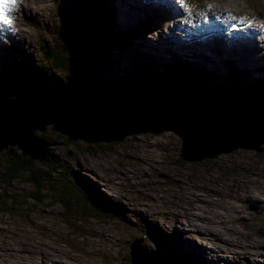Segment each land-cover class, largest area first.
Returning a JSON list of instances; mask_svg holds the SVG:
<instances>
[{
  "label": "rangeland",
  "instance_id": "obj_1",
  "mask_svg": "<svg viewBox=\"0 0 264 264\" xmlns=\"http://www.w3.org/2000/svg\"><path fill=\"white\" fill-rule=\"evenodd\" d=\"M34 1L37 9L34 10L33 6L32 13L18 15L16 26L19 29L16 33L20 36L15 32L10 35L9 40L13 39L15 44L9 45L8 57L4 60L0 58V85L11 82L16 76L27 77V73L29 76L35 66L39 68L42 63L49 64L42 56L45 48L59 47L64 43L67 29L77 20L72 18L68 23L67 19L59 16V8L75 5L78 7L75 13L86 8L83 15L91 14V9L80 0H70V4L68 0ZM109 1L106 0L109 8L112 5V13L106 11L103 18L113 32L111 40L118 37L105 50L101 61L94 57L98 48L95 42L94 46L88 44L90 48L80 45L79 49L73 43L78 51L73 49L81 53L74 66L70 65L73 71L65 73L60 69L55 70L63 79L59 84L68 86L51 93L64 91L71 95L81 90V94H88L97 88L101 98L116 99V104L120 100L124 104L129 103L138 109V113L140 108L148 109L145 104L149 103L147 100L151 97L161 105L158 109L154 107V114L145 112L149 113V117H138V123H133L132 129L128 128L119 138L88 140L82 137L85 135L82 126L72 124L73 121L66 123L65 116H62L65 112L61 109H54L56 115L52 114L51 120L31 124L36 126L33 129L35 134L53 141L50 148L62 163V171H52L53 183L47 181L40 188L30 180L27 170H20L9 181L0 175V233L1 237L8 239L1 243L0 259L6 257L11 264H16L10 256L12 254L3 251L2 247L9 241L8 245L18 247L17 238L25 235L33 248L28 252L14 249V253L26 254L24 258L27 255H45V252L51 256L45 255V262L35 264H53L56 258L61 262L59 264H129L127 257L130 256L132 243L140 248L141 258L144 257V264H148V259L152 262L157 258L144 252L160 250L170 255L166 252V246L150 233L151 228L155 227L167 243L189 255L195 262L264 264V133L253 138L242 131L240 134L245 137L231 139L216 125L213 130L204 127L195 133L187 130L189 123L184 126L188 121L182 123L184 119L192 118L201 128L204 123L202 119L207 116L204 112L210 113L209 110L218 106L206 108L207 104L217 99H209L212 102L208 103L200 95L201 91L204 94L215 93L219 98L230 93V96L237 98L235 102L239 101L236 106L243 107L237 109L252 111H244L239 118L235 103H230V107L229 103L222 105L236 121L245 120L246 114L249 118L253 113L259 114L253 104L245 108V101L252 99L264 103L261 100L264 97V39L254 38L246 32L239 33L237 43L241 48L230 56L240 62H236V66H231V61L226 57L228 48L220 45L218 51V44L213 47L209 40L210 47L204 52H201L203 48L198 47L200 44L194 38L190 42L196 47L182 51L183 54L181 49L179 52H165L163 49L158 52V41L155 39L171 43L175 30L169 31V40L158 37L161 26L157 29L154 19L150 24H144L147 16L143 17L144 22L139 25L142 18L137 17L143 5L153 4L156 7L157 4L142 3L141 0H113L111 4ZM208 1L264 17V0ZM103 7L108 10L106 3ZM112 14L113 19L117 16L116 20H112ZM256 20L260 23V19ZM126 30L130 32L128 35H125ZM91 36L93 38L92 33ZM146 39L150 45L154 43L152 48ZM222 42L226 46L232 43L226 38ZM7 47V41L0 44V56L6 54ZM32 62L35 63L32 65ZM174 65L191 69L190 75L187 78L178 74L167 77L166 72L171 70L168 68ZM147 66L155 73V77L149 73V78L154 77V81H159L154 84L156 91L128 85L122 88L129 95H116L110 91L111 87H107V84L121 85L119 80L123 78L134 79L133 75ZM232 70L237 73L234 77L228 76ZM184 82L190 84L188 89L182 86ZM239 85H248L246 88L253 92L234 93L233 89ZM114 90L117 89L114 87ZM46 91L50 89H37L32 96H43ZM94 94L88 95L92 97ZM191 94L200 95L199 101L194 102ZM175 95L189 99L186 110L183 107L179 110L169 107L171 103L180 102L172 101ZM203 109L201 115L199 110ZM15 113L30 116L34 122L29 110H17ZM158 113L160 115H156ZM73 114L78 117L87 115L74 112L70 115L75 117ZM172 114L179 124L174 122V118L170 120ZM154 116L160 120L153 119ZM11 118L10 115H2L0 125ZM53 125L70 128V132L78 135V138L69 139ZM19 150L16 144L11 143L0 149V174L8 158H13L12 155ZM32 160L31 167L47 169L52 165L47 159ZM88 193L101 203H113L120 207H112L116 215H95L96 212L93 213L90 207L93 202L87 200ZM63 199H67L70 205L67 206ZM171 257L174 264H184L180 258ZM237 259L240 262L237 263ZM160 261L164 264L163 259ZM17 263L30 264L27 259Z\"/></svg>",
  "mask_w": 264,
  "mask_h": 264
},
{
  "label": "bare ground",
  "instance_id": "obj_2",
  "mask_svg": "<svg viewBox=\"0 0 264 264\" xmlns=\"http://www.w3.org/2000/svg\"><path fill=\"white\" fill-rule=\"evenodd\" d=\"M80 1L85 3V4H87V6H88L87 8H90L92 6L91 4L89 6L90 0L89 1L88 0H80ZM112 1L113 0H110L109 3L111 4ZM67 3L70 4V0H68ZM105 3H106V6L108 7L106 0L105 1L103 0V4H105ZM111 6H110V8L108 7V13L111 12L110 11L111 10ZM90 9H92V8H90ZM84 10H82L78 14L74 13L75 15H72L69 19H67L68 23H70V20L72 18H76L77 19V20H74V23H72L70 25V29H67L66 34L64 35V40L65 41L68 40L70 42L72 48H74L76 50H77V48L79 49L78 46H80V45L81 46L83 45L86 48L89 47L88 44L94 46V44H93L94 36L92 38L91 33H92V35L94 34V30L96 29V27L98 25L96 23L97 20L94 18L93 10L90 11L91 14L89 13L91 16L90 15L89 16L88 15L87 16L83 15V11ZM113 17H114V15L112 14V20H114V19L116 20L117 19V16H115L114 19H113ZM92 27H94V28H92ZM16 31H15V33H16ZM18 36H20V35H18ZM202 36H204L203 32L198 31L191 37V39L194 38V39L198 40L197 44H200V46H198V47L203 48V49H201V52H204V49H208L210 47V44L208 43L207 40L203 41L202 38H201ZM77 37H78V39H77ZM80 37H81V39H79ZM75 39L77 40L76 42H75ZM146 41H147V39H146ZM200 42H204L205 44L204 43L201 44ZM73 43L75 44V46L77 48L73 45ZM147 43H148L149 47L151 46V48L154 45V43L152 45H150V42H148V41H147ZM250 65H252V63ZM122 85L128 86L127 84H122ZM122 85L113 86V85L107 84V87H111L112 90H110V91L112 93H117L116 95H122V94L126 95L127 93L123 90ZM114 87L117 90H114ZM96 89L94 88L93 92H90V91L87 92L88 94H94L95 93L94 96H92V97H90L88 94H84V93L81 94L82 93L81 90H79V91L75 92V94H71V95H69L67 93L59 92L60 98H58L56 100L57 101V106L50 102V98L51 97L49 98V93H45V95H43V96L34 97L32 95H33V93H36V92L31 90V92L29 91V93L26 96L17 97L16 98L17 102H14V103H11V104L0 103V112H1L0 114H6V115H10L11 116V114L15 113L17 110L25 109V111H27V110L33 111L34 119H37L39 122H43V121L49 120L50 116L52 114L56 115V111L54 109H60V107H63L64 103L72 105V107H73L72 111L74 113H76V114L77 113L88 114L89 110H94V113L95 112L97 113V111H96L97 109L96 108H97L98 105L100 106L101 104H104L105 106H107L110 102H108L104 98H101V96H100L101 93H98V91ZM118 89L120 91H118ZM197 93H199V92H197ZM200 95L203 98H206L208 100V103L212 102L209 99H212V98L217 99L216 102H213L212 104H207L205 106L206 108L210 107L212 105L217 106V104H218V106L213 108V109H211V110H209L210 113L204 112L205 113L204 115H207V116H205L202 119V120H204V123H203L201 128H200V125H198L196 120H193L192 118L191 119H189V118L184 119L182 121V123L184 121H188L187 123L184 124V126L189 123L188 127H187L188 131L189 130H193L195 133H197L198 131H200L204 127H209V128L212 129L216 125V128H220L223 132L227 133L226 137L230 136L231 139L235 138L236 136L245 137L244 134H240V133H242V131L248 132L250 134V137L252 136L253 138L256 137L260 133H264V103L255 102V100H252V99H249L248 101H245V102H247V106L245 108H247V107H249V106H251L253 104V106L256 108V111L259 114L256 115L255 113H253L252 115H250L252 118L247 117V114H246V119L245 120L236 121V120L231 118L230 112L227 109L224 110L225 106H222V105H224L226 103H229V104L230 103L231 104L235 103L234 104L235 105V109L243 108L242 105L236 106V104L239 103V101L235 102V101H237L236 97L229 96V95H226V96L222 95L223 97L219 98L215 94H208V93L204 94V93H202V91L200 92ZM200 95H196V94L192 95L191 94L190 97L195 102V101H199V96ZM67 98H69V99H67ZM218 98L220 99V101L218 100ZM249 98H252V97L249 96ZM176 100L180 101L179 102L180 104L179 103H171L169 105V107L171 109L179 110L180 107H183L184 110H186L188 108L187 104L189 103V99L185 98V96L175 95L174 97H172V101L173 102H175ZM261 100L263 101L264 98L261 99ZM56 101H54V102H56ZM59 101H61L60 102L61 106H59L60 104H58ZM94 101H96L97 104L93 105ZM119 102L124 104V102H122L121 100ZM147 102H149V103L145 104V107L146 108H150V109L151 108L154 109V107L156 109H158L159 105H161V104H157L153 97H151L150 100H147ZM6 103H9V102H6ZM148 104H149V106H147ZM231 104L228 105V106L230 107ZM92 107H94V109H92ZM64 110H66V108ZM204 110L205 109L199 110L200 111L199 113H201V115H202V111H204ZM237 110H238L239 118H241L243 116L242 113H244V111H246V113H251L252 112V111H250L248 109H245L243 111H241L239 109H237ZM192 112H190V113H192ZM73 115L75 117L71 116V117H69L68 120L71 121L73 119L72 124H74V125H76V124L83 125L82 121L79 120L80 118L77 115H75V114H73ZM184 115H187V113L184 114ZM75 119H76V121H74ZM106 120L108 121V117L103 116L102 113H99V114L93 116V122L94 123H104L105 124ZM155 120H160V119L158 117H156ZM175 123H178V122H175ZM69 130H70V128H69ZM122 130H124V128L120 129V131H122ZM116 133H119V132L116 131ZM186 133H187V131H186ZM186 133H184V135H183L184 137L186 136L185 135ZM97 135H98V137L101 138V136L99 134H96V136ZM233 141L234 142H238L239 140H233ZM4 232L7 235L6 231H4ZM1 235L2 234L0 233V246H1L2 242L8 241V239L6 237H4V236L1 237ZM8 243L4 247H2V250L10 252L12 254L10 256L13 257V262H15L16 264H19L17 262H20L22 259H27L30 264H35V263H39V262L43 263L42 261H44V262L46 261V259L44 258L45 255L47 257L51 258L50 254H48V252H45V255H43V254L27 255L25 258L23 256L26 255V254L14 253L13 252L14 249H16L18 251L28 252V251H30L33 248L27 242L25 235L23 236V238H20V237L17 238L16 243H18V247H13L11 245H8ZM137 251L139 252V248L137 247L136 243H132V255H133L132 264H139L137 262L139 260ZM158 262L159 263H155V264H162L160 261H158ZM59 263H61V262L58 260V258H56L54 260V262H53V264H59ZM63 263H64V261H63ZM0 264H11V263L9 262L8 258L3 257V258L0 259Z\"/></svg>",
  "mask_w": 264,
  "mask_h": 264
},
{
  "label": "trees",
  "instance_id": "obj_3",
  "mask_svg": "<svg viewBox=\"0 0 264 264\" xmlns=\"http://www.w3.org/2000/svg\"><path fill=\"white\" fill-rule=\"evenodd\" d=\"M91 3H92V6L90 8H92L91 10H93V12H94V14H93L94 18H96L98 20V22L96 21V23H98V25L94 31V34H93L95 45L97 44V46H98V48L95 50L96 52L94 54V57L97 60L101 61V57L104 56L105 50L111 45L112 42L115 41V38H117L118 36L111 40L113 32L108 28V26L105 23L106 20L103 18L104 13H106V11L108 12V10H106L105 7H103V0H91ZM77 8L78 7L75 5L71 6L69 8H67V7L66 8H59L58 14L63 19H69L72 15H75L74 11L77 10ZM85 10H86V8H85ZM135 31L136 30L134 29L133 32H135ZM129 33L130 32L127 31L125 33V35H128ZM108 34H109V36H108ZM67 41L68 40H66L64 43H61L59 45V47L55 45L53 47L45 48L44 54L42 56L45 60H47L49 62L48 65H45L42 63V66L39 68L37 66H35L34 72H31V74L29 76H27V77L18 76L16 79H13L11 82L1 84L0 85V101L4 100V101H2L4 104H8L6 102L14 103V102H17V99H16L17 97L26 96L29 93V91L31 92V90L34 91V90H37L39 88H46V87L55 88L58 86H62L59 83H60V81H63V79H61L59 77V75H57L55 70L60 69L61 71L63 70L65 73H70V70L73 71V68L71 66L72 65L74 66V63H76V59L77 58L79 59L78 55H81V53L78 54L76 52V50H74L72 48L70 42H67ZM72 51L75 52V54H73ZM147 67L148 68H146V69L143 67L142 70H139L137 72L140 77L137 76V73H136L133 75L134 79L131 80V79H124L123 78L122 80H119V82H120L119 84H121V85L127 84V85H132V86L135 84H140L145 89H149L150 91H153V92L156 91V90H154V84L157 82L159 83V81H154L155 73L150 69L149 66H147ZM169 69H171V70L166 72V76L169 78H171L170 76L172 74H178L181 77L187 78L191 73V69L184 67L182 65H180V66L174 65V66L169 67L168 70ZM50 70H53V71H50ZM149 73L154 76L152 79L149 78V76H148ZM234 75H237V73L234 72L233 70H232V72L230 71L228 73V76H230V77H234ZM161 80L165 81L164 78H161ZM110 85H113V84H110ZM116 85L118 86V84H116ZM184 85H185V87H184L185 89H188L190 87V84H188L187 82H184L182 84V86H184ZM182 86H180V87H182ZM246 86H248V85H239V87L233 89V90H235L234 93L243 92L245 94H248L247 92H249V91L253 92V90L246 88ZM122 87H126V86L122 85ZM169 89H173V88H169ZM210 93H212V92H210ZM234 93H232V94H234ZM122 95H125V94H122ZM126 95H129V93H127ZM230 95L231 94L229 93V96ZM224 96H226V95H224ZM250 96H252V95H250ZM2 115H6V114H0V117ZM33 115H34V113L33 114L31 113V116H33ZM11 116H12L11 119H14L15 121L24 119V116H18V113H12ZM19 118H21V119H19ZM11 119H7V121L4 122L3 125H0V135L2 137L10 138L9 134H11V133H9L10 132V127H9L10 123L9 122L11 121ZM36 120L37 119H33L34 122H32L30 119H26V120L24 119L22 121L25 125V124H35ZM11 135H13V134H11ZM35 135L37 137H40L46 143L47 161L50 162L52 165L47 169H40L37 167H31L30 162L33 161L32 158L28 154H22L21 149L19 148L20 150L16 154L12 155L13 158H8V160L5 164V167H3V171L0 174V175H2V177L4 178L5 181H9L11 178L16 177L20 170H27V172L29 173L28 177L30 178V180L36 185L37 188H40L41 185L47 181H51L53 183L54 179H52V177H51L52 171H56V170L62 171V166H63L62 163L56 159L57 157L54 155V153L51 151V148H50V145L52 144L53 141L50 140L46 136L39 135V134H35ZM21 139H23V137ZM76 181H78V179ZM34 195H37V193H34ZM87 196H88L87 200L93 202V204L90 205V207L93 209L92 210L93 213L96 212L95 215H98V214H103V215L106 214L108 216L116 215L113 212V208L111 206H107L106 204L101 203V201L94 198L93 195L90 196L89 193L87 194ZM63 202L67 206L70 205L67 199H63ZM108 205L115 206V204H113V203H108ZM151 233L156 234V232H154V231H152ZM139 252H140V248H139ZM139 252H138V257L140 259L141 255L139 254ZM166 252L169 253L168 250H166ZM146 253H148V252H146ZM131 254H132V250H131ZM165 255L168 256L169 259H171L169 254L168 255L165 254ZM127 259L129 260V264H130V261L132 264L133 255L128 256ZM162 259H164V258H162ZM137 262L139 264H143L142 260H138ZM147 262H148V264L158 263L157 261L151 262V260H149V259ZM186 264H188V263H186Z\"/></svg>",
  "mask_w": 264,
  "mask_h": 264
},
{
  "label": "water",
  "instance_id": "obj_4",
  "mask_svg": "<svg viewBox=\"0 0 264 264\" xmlns=\"http://www.w3.org/2000/svg\"><path fill=\"white\" fill-rule=\"evenodd\" d=\"M64 86H68V84L63 85V86H58L55 88H50L49 92L48 91L45 92V93H49V98L51 97L50 102L56 106H57L56 100L58 98H60V94H59V92L58 93H51V92L54 91L55 89H60V87H62V89H64ZM133 86H135L136 88L140 87V88L144 89V87L140 84H135ZM39 89H41V88H39ZM62 92H64V91H62ZM114 96H116V95H114ZM67 99H69V98H67ZM106 100L110 103L107 106H105L104 104H101L100 106L98 105L96 108L97 113L96 112L94 113V110H89L87 115L79 117L80 119L78 118L83 123V125L79 124L80 126H82L81 129L85 131V135L82 137L88 138V140L101 139V138H108V139L119 138L122 134H124V132L127 131L128 128H129V130L132 129V126L135 125L133 123H135V122L138 123V121L136 120L138 117H141V116L147 117L149 113H145V112L151 111L154 114V112L152 111L153 108H151V109L150 108H148V109L140 108L141 111L139 110L140 113H138V109H135L133 106H130L131 104H129V103H126V104L118 103V104H116V102H114V100H116V99L110 98V99H106ZM54 101H56V102H54ZM60 102L61 101H59V103H58V104H60L59 106H61ZM95 104H97L96 101H94L93 105H95ZM65 108H66V110H64ZM72 108H73L72 105L66 104V103H64L63 107H60V109L63 112H65L64 115H62V116H65L66 123L70 122V121H68V119H69V117L72 116V115H70L73 112ZM92 109H94V107H92ZM118 112H123V113H118ZM25 113H27V112H25ZM30 113L33 114V111H30ZM99 113H102L103 116L108 117V121L106 120L105 124L93 122V116H95ZM160 113H158L156 115H160ZM150 116H151V114H150ZM165 116L168 117V114H166ZM174 116L175 115L172 114L170 120H172L174 118V122H175L176 117H174ZM31 117H32V119H34V116H31ZM156 117L157 116H154L153 119H155ZM19 119H21V118H19ZM24 119L26 120V119H31V118H30V116H24ZM24 119H22V120H24ZM13 120H11L9 122L10 123V126H9L10 132L9 133H11L13 135L9 134L10 138H8V139H7V137H3L4 139H0V149L7 146L8 143L16 144L21 149L22 154H28L33 159H40V160L47 159L46 143L40 137H37L35 135V133L33 132V129L36 126L30 125V124L24 125L22 120H17V121H15V120L13 121ZM36 121H38V120H36ZM71 121H73V119ZM74 121H76V119ZM36 125H38V123ZM53 127L60 130V132L67 134L69 139L78 138L77 137L78 135L72 134V132H70L69 129L63 128L61 125H55V126L53 125ZM58 127H60L61 129H59ZM121 128H124V130H122L120 132ZM116 131L120 132V133H116ZM96 134H99L100 136H104V137L100 138V137L96 136ZM0 137L2 138L1 135H0ZM22 137H23V139H21ZM191 150L193 151V149H191ZM201 153L202 152H200V154ZM194 158H196V157H194ZM151 255H153V254L150 253L149 256H151ZM153 257L158 259V260L156 259L157 262L162 259L161 257L156 256V255H154ZM139 260H142V263L144 264V262H145L144 257L140 258ZM164 264H167V262L165 260H164Z\"/></svg>",
  "mask_w": 264,
  "mask_h": 264
},
{
  "label": "snow or ice",
  "instance_id": "obj_5",
  "mask_svg": "<svg viewBox=\"0 0 264 264\" xmlns=\"http://www.w3.org/2000/svg\"><path fill=\"white\" fill-rule=\"evenodd\" d=\"M17 0H0V21L10 24L11 20L7 13L13 10Z\"/></svg>",
  "mask_w": 264,
  "mask_h": 264
},
{
  "label": "clouds",
  "instance_id": "obj_6",
  "mask_svg": "<svg viewBox=\"0 0 264 264\" xmlns=\"http://www.w3.org/2000/svg\"><path fill=\"white\" fill-rule=\"evenodd\" d=\"M46 88H48V89H50L49 87H46ZM146 90V89H145ZM35 91V90H34ZM43 94H45V93H43ZM36 123H37V121H36ZM31 125V124H30ZM19 148V147H18ZM131 250H132V244H131V246H130V255L132 256V254H131ZM144 253H146V252H144ZM146 254H150V253H146ZM151 254H153V253H151ZM153 255H156V254H153ZM156 256H158V255H156ZM131 260V259H130ZM156 260H154V262H155ZM130 264H131V261H130Z\"/></svg>",
  "mask_w": 264,
  "mask_h": 264
}]
</instances>
